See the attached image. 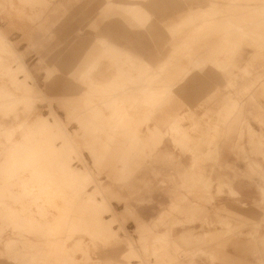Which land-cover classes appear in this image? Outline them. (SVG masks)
Returning <instances> with one entry per match:
<instances>
[{
    "label": "rangeland",
    "instance_id": "obj_1",
    "mask_svg": "<svg viewBox=\"0 0 264 264\" xmlns=\"http://www.w3.org/2000/svg\"><path fill=\"white\" fill-rule=\"evenodd\" d=\"M105 1L21 3L13 0L25 14L0 10V30L23 58L14 53L9 42L0 35V61L3 58L9 66V75L0 69V95L6 102V105L0 104V242L6 238L5 256L10 259L17 243L9 239L30 237L35 245L29 250L33 254L28 257L29 264H208V259L209 264H264V187L259 192L256 187L258 179L264 177V124L256 118L260 111L256 105L264 110V14L261 12L264 0H241L240 9L227 5L225 23L228 20V24L220 30H217L219 25L210 32L202 30L196 47L189 46L190 59L173 52L171 42L176 35L185 34L193 27L197 21L195 17L184 21L179 28L169 27L170 31L165 26L197 9L222 8L226 0H213L215 5L210 0L193 1L189 6L182 5L184 8L179 13L166 7L162 15L148 8V20L158 28L157 38H154L158 39L156 46L162 51L150 64L152 69L163 66V71L153 80L148 70H140L146 79L142 90L146 101L142 103L149 113L139 121L134 113L124 118L119 114L116 122L110 119L115 94L92 91L94 89L82 82H88V78L81 79L80 75L88 56L101 52L94 47L96 40L105 33L96 27L98 12L102 8L121 11L111 5L106 7ZM137 1L112 0L119 3ZM5 7L9 6L5 4ZM54 8L57 10L52 12ZM49 14L55 15L56 20H50ZM99 24L101 27V22ZM238 24L244 28L242 33L236 31ZM222 32L226 44L221 42ZM112 39L108 41L124 48L122 42ZM248 41L253 45L245 44ZM151 42L152 39L147 38V43ZM222 47L224 51L215 57L225 56L228 60L240 48L243 50L241 60L234 65L220 64V68L199 64L187 79L189 72L181 68L187 61L192 65L200 60L198 50L217 51ZM123 57L119 52L103 53L102 60L106 63L116 60L119 64ZM23 61L45 94L25 65L27 72L20 67ZM130 66L136 74L137 69ZM45 68L52 71L51 80L60 78L75 87L68 91L49 88ZM225 68L230 69L231 77L222 72ZM123 90L136 95L137 79L129 80L127 86L117 88L115 93ZM171 91L178 102L191 109L183 106L181 111H185V117L180 126L192 139L190 141L188 133L185 134L188 138L181 134L182 131L174 133L172 129L178 125L172 129L168 126L167 134L155 128L149 140L159 144L160 138L167 135L165 140L173 143L166 142L173 153V162L168 165L167 174L155 175L156 167L151 165V159L143 156L134 170L129 166L127 153L130 147L144 143L148 128L146 135H141L139 130L144 134V125L152 127L155 124L154 120L150 121V113ZM60 98L73 99L75 108L68 118L58 102ZM137 104L136 98L131 97L130 111H136ZM90 105H97V110L91 112ZM224 105L226 112L219 116ZM239 105L243 106V112ZM101 111L105 114L103 125L99 123ZM90 113L96 121L93 125ZM155 113L160 114L158 110ZM112 121L119 129L128 124L127 132H111ZM220 127L231 130L229 143ZM152 146L145 150L151 152L154 144ZM224 148L229 160L221 161L219 154ZM15 149L17 154L9 157L8 152ZM118 154L122 155L121 159L116 157ZM59 163L79 174V184H71L64 173L67 168L61 167L63 169L58 171ZM86 173L91 178L84 180L82 177ZM194 179L200 181H196L198 187L204 182V188H196ZM223 181L225 185L218 184ZM103 184L119 188L125 197L122 202L111 201L116 213L128 209L146 221L156 217L172 199L166 209V221L157 224L153 231L154 234L164 233L165 237L153 240L151 233L149 248L145 250L141 234L135 231L138 225L129 219L128 231L123 230L116 214L102 201ZM241 201L250 209H254V205L261 208L250 213L246 204L239 203ZM224 202L229 205L221 206ZM58 215L60 222L55 228L50 221ZM123 241L128 242V247L118 261L101 258L100 246ZM129 241L133 248L129 247ZM154 242L156 250L151 249ZM21 247L23 251L27 248ZM223 248L228 256L226 260L217 258Z\"/></svg>",
    "mask_w": 264,
    "mask_h": 264
},
{
    "label": "crops",
    "instance_id": "obj_2",
    "mask_svg": "<svg viewBox=\"0 0 264 264\" xmlns=\"http://www.w3.org/2000/svg\"><path fill=\"white\" fill-rule=\"evenodd\" d=\"M21 3H33L38 0H19ZM167 1L169 3H167ZM197 1V0H138L136 3H129V2H112V0H106L104 4L106 7L114 6L118 7L121 11L119 10H109L107 8H102L98 13L99 15V23L101 22V27L99 26L100 24L97 23L96 27H99V31L105 32L104 35L100 36L96 40V51L101 50L99 53L94 52L93 54L88 56V60L85 62V67L82 69L80 72L81 79H84L85 77L88 78V82L82 81L86 85L90 86V88L94 89L92 91H97L99 93H109L112 92L115 94V97L112 99V111L110 113V119L115 120L116 122V117L120 114L121 116L124 117H129L132 115L134 118H137V120H142L145 114L149 111L146 109L145 103L146 101V95L145 93H142L143 88H145V76H143L140 72V70L143 69V71L148 70V75L150 78H155L158 77L163 70V66L157 67L156 69L151 68L150 62L156 61L160 55L161 50L158 49L156 46V43H158V39H154L157 36V30L158 28L152 24V22L148 20V8L150 10H153L159 15H162V10H164L166 7H168L171 10H175V13H179L180 10H182L184 7L182 5H190V2ZM210 3L215 5V2L213 0H210ZM5 4H7L9 7H5ZM23 5V4H22ZM223 7H218L214 8L213 5H211L213 8L212 9H197L194 12H188V15L179 17L177 20H175L173 23H170V25H166L165 27L169 29V27H176L179 28L184 21L190 20L193 17L197 20L196 23L191 27V29L181 35H176L174 37V40H172L171 45H172V51L177 52V53H182L186 55V59H190L191 57L189 54L191 53V50L189 49V46L196 47L198 42L200 41V33L203 30H208L210 32L211 30L217 29L216 25H219L217 30H220V26H224V23L227 19L226 16V6L233 5L237 7V9H240L241 5V0H226L223 2ZM135 7V8H134ZM146 8V9H145ZM187 9V8H186ZM0 10H6L8 14L11 13H17V14H25L24 10L22 7H18L13 0H0ZM57 8H54L52 12L56 11ZM135 10H137V14H135ZM191 11V9H189ZM131 12V13H130ZM237 14H235V17ZM50 20H56L55 15L49 14L47 16ZM53 22V21H52ZM214 23V24H213ZM99 24V25H98ZM223 30V29H221ZM170 31V29H169ZM172 33V31H171ZM209 34V33H207ZM0 35L4 37L8 42H9V47L12 49L14 53L17 55H20L19 52H17L13 45L12 42L6 37L5 33L0 30ZM113 38V39H112ZM147 38H151L152 42L147 43ZM157 38V37H156ZM220 38L221 42L225 44V35L220 33ZM110 39L112 40H118L124 44V48H120L118 45H115L114 41L109 42ZM109 40V41H108ZM38 42V41H34ZM40 44V42H38ZM248 46L253 45V43L245 42ZM152 45V46H150ZM156 46V47H155ZM221 51H224V48H220L217 51H212V50H198L201 54L200 60L198 62H194L192 65L187 61L183 68L184 70H187L190 75L191 71L194 69L196 70L195 67H198L199 64L203 66H208V67H216L217 66L220 68V64L223 63H230L231 65H234L235 62L238 60H241L243 50L240 51V48L238 49V53L233 55L230 59H226L225 56H219L215 57V55ZM114 52H119L124 55L123 59H119L120 63L118 64L116 60L112 61V63H106L104 60H102L103 53H114ZM22 58V55H20ZM171 56V55H170ZM172 58V57H171ZM126 59H129L133 67L137 69V73L133 74L132 69H130V62L126 61ZM23 60V58H22ZM138 61V62H137ZM25 67L27 70H29L28 66L26 63L23 61ZM163 63V62H162ZM199 67V68H201ZM197 68V69H199ZM214 68V69H216ZM132 70V71H131ZM150 70V71H149ZM193 70V71H194ZM46 71V80L49 81V88L51 87L52 89H58V90H70V87H75L74 84H65V82H62L60 78L57 79H52V71L49 70L48 68H45ZM245 68L243 73H245ZM30 72V70H29ZM135 72V71H134ZM223 73H226L231 77L232 72L230 69H223ZM31 73V72H30ZM82 73V74H81ZM151 74V75H150ZM32 75V73H31ZM147 75V72H146ZM155 75V76H154ZM187 75V79L191 77ZM33 80L35 81L33 75H32ZM137 79V94L135 93L130 94L127 92V90H123L122 92H116L115 90L120 89L122 87H125V85H128L129 80H135ZM202 84H203V80ZM36 83V81H35ZM38 86V84L36 83ZM39 89L44 93V91L38 86ZM264 88V87H263ZM84 92H86L84 90ZM262 94H264L262 92ZM133 98V100H137V108L136 111L129 109V101L130 98ZM176 97L174 91H171L165 98L163 97V102L159 103L157 107L152 110V113H150V121L154 120L155 124L150 127L149 125L145 126V131L144 134H142V130L139 132L141 135H146V128H148V132L146 137L144 138V143L135 147H130L129 151L131 150L132 152L127 153L128 157H130V162L129 166L134 168V170L139 167V162L138 160L140 158L147 157L151 159V165H154L156 168L155 169V175H160V174H167L168 171V165L173 162V153L170 151L169 147L167 146L166 142H170L172 145V141L169 139L165 140V137L161 140V142L158 144L154 143L153 141L149 140L150 132H152L155 128L158 129L159 131L165 132L166 128L169 126L170 129L174 128L176 125L182 130H184L180 126V121L185 117V114H183L185 111H181L183 109V106L185 104H181L176 100ZM251 98H254L255 96H250ZM58 102L62 104L64 109L66 110V117L68 118L70 115H72V111L75 108L73 99L71 98H63V99H58ZM143 102V103H142ZM241 106V107H240ZM260 111L257 114L256 118L257 121L260 122L261 124H264V110L262 109V106L256 105ZM93 111H96L97 105H90L89 106ZM187 110H191L187 105ZM243 106L239 105V108H241V112H243ZM226 106L219 111V116L223 115V113L226 112ZM52 110L56 113V111L52 108ZM158 110L157 114L155 111ZM136 112V113H135ZM57 114V113H56ZM136 114V115H135ZM183 114V115H182ZM58 115V114H57ZM93 114L90 113V123L91 125L95 124L96 121L92 120ZM101 117V121L99 123H102L101 125L104 124V119L103 117L105 116L104 113L99 114ZM59 117V115H58ZM103 120V121H102ZM106 122V121H105ZM112 121L111 124V132H120L119 134H122L123 131L127 132V129L129 125L124 124L122 129H119L116 127V123ZM71 123H76L75 121H72ZM149 124V123H148ZM166 126V127H165ZM161 127H164V129H161ZM221 128V127H220ZM169 130V129H168ZM219 130H223L222 128ZM225 131V140L226 143H229L230 141V134L231 130L230 129H224ZM132 132V131H131ZM187 132V131H186ZM188 133V132H187ZM189 134V133H188ZM190 141L192 139L191 135L189 134ZM152 144H154V150L151 152L146 151V147H153ZM228 146V145H225ZM222 160H229L227 158V152L226 148L223 149L221 154H219ZM121 154H118V156L121 159ZM124 156V154H123ZM153 169V170H154ZM115 174V173H113ZM259 178V177H258ZM211 180L212 177H211ZM220 185H225L226 182H220L218 183ZM256 187L259 192V189L261 187H264V177H260L258 181L256 182ZM103 190L104 194L103 198L106 200V203L108 206H110L111 211L116 214V218L121 226V228L126 231L128 227V220L129 222H134L136 225L144 223V224H150V223H157L158 219L161 214L168 212L166 209L172 204V199L168 203L167 207L165 209H162L161 211L158 212V215L154 218L151 219V221H146L142 217H140L136 212H133L131 210L126 209L124 212L121 213H116L115 209L113 208L111 201H117V202H122L125 201V197L121 193V190L119 188H115L113 185H104L103 184ZM171 193V192H170ZM238 193V192H237ZM239 196V194H238ZM260 202V201H259ZM257 202V203H259ZM241 205L246 204V207H248L247 203L241 201L239 202ZM228 206L229 204L227 202H224L221 206ZM231 206V205H230ZM232 207V206H231ZM233 208V207H232ZM243 208V206H242ZM249 208V207H248ZM254 209H250V213L255 212L256 209L261 208V206L254 205ZM123 239V238H122ZM10 242L17 241L15 248L11 251V254L9 255L10 259H8V256H5V250H4V245L6 243V238L1 240L0 242V264H29L30 261H28V257H32L33 254L29 252L30 248H32L35 245V240L33 238H22V239H9ZM21 246H26L27 248L23 251ZM128 247V242L123 241V242H116L113 244H110L108 247H102L100 246V253H101V258H106V259H111L118 261L125 253ZM218 259H227V253L225 251V248L220 250L217 255ZM26 257V258H25ZM208 264H209V259H208Z\"/></svg>",
    "mask_w": 264,
    "mask_h": 264
},
{
    "label": "bare ground",
    "instance_id": "obj_3",
    "mask_svg": "<svg viewBox=\"0 0 264 264\" xmlns=\"http://www.w3.org/2000/svg\"><path fill=\"white\" fill-rule=\"evenodd\" d=\"M135 8V7H134ZM261 11V10H260ZM262 14H264V9L262 8ZM260 12V13H261ZM131 13V12H130ZM135 14H137V12L135 13ZM262 14H261V16H262ZM225 21V20H224ZM228 21V20H227ZM227 21H226V23H227ZM226 23H224V24H226ZM230 23V22H229ZM214 24V23H213ZM228 24V23H227ZM223 26V25H222ZM231 26V25H230ZM221 27V26H220ZM224 27V26H223ZM227 27H228V25H227ZM236 27V31H240L241 33H242V31L244 30V28L242 29V25H239L238 24V26H235ZM231 27H229V29H230ZM226 30V29H225ZM224 31V30H223ZM225 32V31H224ZM6 41V40H5ZM6 42H8V41H6ZM225 44H226V42H225ZM6 45H7V43H6ZM4 50V49H3ZM4 52H7L6 50L4 51ZM9 55L11 54V53H9V52H7ZM2 54V53H1ZM4 54V53H3ZM7 54V55H8ZM3 56V55H2ZM5 56H6V53H5ZM10 56H12V55H10ZM13 57V56H12ZM197 58V57H196ZM5 60H3V58L1 59V61H0V69H2V70H4L5 71V73L7 74V75H9V72H8V70H9V66L8 65H6L5 63ZM138 62V61H137ZM20 67H22L23 69H25V67H24V64H21L20 65ZM25 72H27L26 71V69H25ZM3 73V72H2ZM155 76V75H154ZM153 80H154V78H152ZM149 83V82H148ZM150 84V83H149ZM147 86H148V84H146ZM3 97L4 96H1L0 95V104L1 103H5V105H6V102H4L5 100H2L3 99ZM4 99H5V97H4ZM162 102H163V100H162ZM55 115H53V117H54ZM54 120L55 121H57V119H56V117L54 118ZM43 125V124H42ZM177 128H179L178 126H176ZM175 127V129L173 130L172 129V131L174 132V133H176L177 131H182V133L181 134H183L184 133V137H187V135L185 136V134H187V132L185 131V130H182V129H180L179 128V130H176L177 128ZM39 131V130H38ZM158 131V130H157ZM184 131V132H183ZM215 131H218V130H215ZM162 132V131H161ZM186 132V133H185ZM166 134H167V132H165ZM213 134V133H212ZM159 135V134H158ZM188 137H189V135H188ZM187 137V138H188ZM32 138V137H31ZM160 138V137H159ZM158 138V139H159ZM180 138V137H179ZM187 138H185V139H187ZM33 139V138H32ZM184 139V140H185ZM68 140V139H67ZM161 138H160V140H159V142H161ZM176 140V139H175ZM25 141V140H24ZM28 141V140H27ZM188 141V140H187ZM187 141H185V142H187ZM26 142V141H25ZM37 142V141H36ZM184 142V143H185ZM65 143V142H64ZM183 143V144H184ZM35 144V143H34ZM65 145V144H64ZM23 146V145H22ZM21 146V147H22ZM39 147V146H38ZM37 147V148H38ZM16 148H18V145H17V147ZM41 148V147H40ZM33 149H34V147H33ZM16 151H17V149H15V150H13V151H10V152H8V154H9V157H11L13 154H15L16 153ZM26 151V150H25ZM35 151V150H34ZM56 151V150H55ZM60 152V151H59ZM45 153V152H44ZM17 154V153H16ZM59 155V154H58ZM46 158V157H45ZM15 159H16V157H15ZM60 159V158H59ZM58 159V161H60ZM44 160V159H43ZM30 162H31V160H30ZM45 162H46V160H45ZM61 162V161H60ZM35 163V162H34ZM37 163V162H36ZM68 163V162H67ZM67 163H65V164H67ZM44 165H46V164H44ZM43 165V166H44ZM59 165L60 166H58V167H60V168H58V171H59V169H61V167H64V166H62V163L60 164L59 163ZM63 165H64V163H63ZM8 166V165H7ZM40 166V165H39ZM14 167V166H13ZM55 167V166H54ZM53 167V168H54ZM8 168H9V166H8ZM16 168V167H15ZM14 168V169H15ZM51 168V167H50ZM67 168V169H66ZM66 168L64 167V170L66 169V171H64V173L66 174V175H68V176H66V177H69V180H70V182H71V184H79V181H77V176L79 175V174H76L75 172H74V170L71 168V167H68V165H66ZM10 169V168H9ZM13 169V168H12ZM13 169V170H14ZM63 169V168H62ZM61 169V170H62ZM5 170V169H4ZM8 170V169H7ZM46 171V170H45ZM57 171V170H56ZM23 172V171H22ZM61 174H63L62 173V171L60 172ZM59 175V174H58ZM45 176V175H44ZM54 177H56V176H54ZM59 177V176H58ZM60 177H62V176H60ZM196 177V176H195ZM57 178V177H56ZM91 178V176H90V174H87L86 173V175H84L83 177H82V179H84V180H87V179H90ZM38 179V178H37ZM48 179V178H47ZM62 179V178H61ZM64 179H66V178H64ZM63 179V180H64ZM195 180V179H194ZM193 180V181H194ZM202 180V179H201ZM54 181V180H53ZM62 181V180H61ZM66 181V180H65ZM74 181V182H73ZM76 181V182H75ZM196 181H199L198 179L197 180H195V185H196ZM204 181V180H203ZM63 182V181H62ZM187 182V181H186ZM200 182V181H199ZM198 182V183H199ZM188 183V182H187ZM186 183V184H187ZM197 183V185H199ZM66 184V183H65ZM200 184H202V185H200L199 187H203V185H204V182L203 183H200ZM24 185H25V183H24ZM60 185V184H59ZM196 185V186H197ZM65 187V186H64ZM69 187V186H68ZM76 187V186H75ZM198 186L196 187V188H199ZM202 187H201V189H202ZM204 188V187H203ZM69 189V188H68ZM71 190V189H70ZM68 191V190H67ZM70 192V191H69ZM72 192V191H71ZM2 193V192H1ZM64 194V193H63ZM66 195V194H65ZM11 197V196H10ZM75 198V197H74ZM14 199V198H13ZM102 201L104 202V203H106V200L103 198L102 199ZM89 204V203H88ZM86 206V205H85ZM168 212H165V213H163V214H161L160 215V217H159V219H158V222L157 223H154V224H152V225H147V224H144V223H141V224H138V227L135 229V231L136 232H139V234L138 235H140V240L142 241V242H144V245H145V250H148V246H147V244H148V236L151 234V233H153L154 234V229H157V224H163L165 221H166V214H167ZM59 222H60V216L58 215V217L57 218H52V220L50 221V223L52 224V226H54L55 228H56V226H58L59 225ZM110 231V229L108 230V232ZM158 236H160V238H158ZM165 237V234L164 233H155L153 236H152V238H153V240H158V239H162V238H164ZM158 238V239H157ZM151 240V239H150ZM160 241V240H159ZM152 243V242H151ZM154 245H153V248H151V249H153V250H156L157 249V245L155 244V242L153 243ZM149 245H150V243H149ZM160 245V244H159ZM129 247H131V248H133V244H132V242L131 241H129ZM180 248V247H179ZM151 252H152V250H151Z\"/></svg>",
    "mask_w": 264,
    "mask_h": 264
}]
</instances>
